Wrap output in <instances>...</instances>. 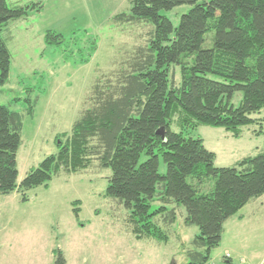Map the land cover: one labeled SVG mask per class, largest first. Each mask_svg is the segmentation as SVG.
Returning <instances> with one entry per match:
<instances>
[{
	"label": "trees",
	"instance_id": "1",
	"mask_svg": "<svg viewBox=\"0 0 264 264\" xmlns=\"http://www.w3.org/2000/svg\"><path fill=\"white\" fill-rule=\"evenodd\" d=\"M186 5L193 8L175 27L164 13ZM43 8L40 2L9 7L0 0V85L8 82L12 64L9 24ZM114 21L149 24L150 39L96 80L80 119L62 135L66 141L59 153L31 169L21 184L24 121L34 117L39 97L28 91L24 113L0 105V195L18 191L28 201L27 192L48 187L62 173L88 170L97 161L111 169L107 195L131 210L128 228L136 239L167 242L162 227L178 220L177 209L170 207L183 206L186 224L200 230L187 264H209L226 223L264 196V147L257 156L220 168L203 139L186 135L206 126L239 139L245 127L257 125L255 135L264 136V120L252 118L264 110V0H134L131 12ZM45 41L59 47L66 43L52 31ZM90 46L83 63L96 51L95 41ZM172 66L181 67L180 86L170 80ZM239 93L243 98L236 107ZM161 159L165 175L160 174ZM80 203L73 204L77 219ZM56 253V264H67L62 251Z\"/></svg>",
	"mask_w": 264,
	"mask_h": 264
},
{
	"label": "rangeland",
	"instance_id": "2",
	"mask_svg": "<svg viewBox=\"0 0 264 264\" xmlns=\"http://www.w3.org/2000/svg\"><path fill=\"white\" fill-rule=\"evenodd\" d=\"M133 1L6 0L9 7L39 2L44 6L40 13L8 27L12 64L8 82L0 85V105L24 113L28 91L39 97L34 117L26 116L24 121L19 184L31 169L59 153L66 141L62 135L69 134L80 119L96 80L113 71L136 45L147 44L149 24L114 21L117 15L131 12ZM192 8L181 6L164 15L178 27ZM49 31L61 34L65 45H47ZM92 41L96 51L83 63ZM204 47L209 48L208 41ZM170 70V80L180 86L181 67ZM242 98L237 94L234 106ZM252 118L264 120V110ZM256 130L257 125L245 127L237 139L223 128L202 126L186 138L203 139L217 156L216 166L226 168L262 151L264 136L255 135ZM166 173L167 165L161 159L160 174ZM111 177V169L96 161L88 170L62 173L48 187L27 192L28 201L18 191L0 195V264H56L58 250L67 264H187L200 230L186 224L185 207H170L177 209L178 220L171 227H162L169 235L167 242L138 240L128 228L131 210L107 195ZM257 200L226 223L222 242L212 253V264H223L227 255L236 264H264V196ZM78 201L79 219L73 205ZM157 207L154 204L153 210Z\"/></svg>",
	"mask_w": 264,
	"mask_h": 264
},
{
	"label": "built area",
	"instance_id": "3",
	"mask_svg": "<svg viewBox=\"0 0 264 264\" xmlns=\"http://www.w3.org/2000/svg\"><path fill=\"white\" fill-rule=\"evenodd\" d=\"M209 264H212V262H210ZM213 264H217V263H213ZM223 264H235V263L232 261L231 255H227L225 257V262ZM238 264H245V263L244 262H240Z\"/></svg>",
	"mask_w": 264,
	"mask_h": 264
},
{
	"label": "crops",
	"instance_id": "4",
	"mask_svg": "<svg viewBox=\"0 0 264 264\" xmlns=\"http://www.w3.org/2000/svg\"><path fill=\"white\" fill-rule=\"evenodd\" d=\"M253 201H258V200L256 199V200H253ZM251 202H252V201H251ZM251 202H250L248 205H250V204H251ZM248 205H247V206H248ZM247 206H246V207H247ZM246 207H245V208H246ZM231 257H232V256H231ZM232 261L235 263V261H234L233 257H232ZM235 264H236V263H235ZM262 264H263V263H262Z\"/></svg>",
	"mask_w": 264,
	"mask_h": 264
}]
</instances>
